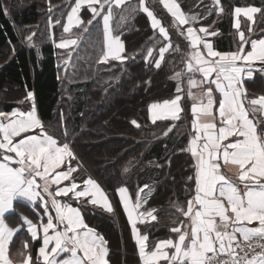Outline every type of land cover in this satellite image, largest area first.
<instances>
[{
  "label": "snow or ice",
  "instance_id": "snow-or-ice-1",
  "mask_svg": "<svg viewBox=\"0 0 264 264\" xmlns=\"http://www.w3.org/2000/svg\"><path fill=\"white\" fill-rule=\"evenodd\" d=\"M158 3L171 16V27L184 37L188 47L184 68L170 77L177 81L176 95L162 104L151 105L150 118L153 124L158 120L173 122L163 132L167 137L175 122L184 118L182 114L187 115L186 106L191 103L192 134L182 151L190 153L193 164L192 175L187 177L190 198L186 206L179 201L172 203L178 214L173 223H179L170 228L174 238L154 245L149 243V235L141 234L137 227L158 221L156 209L142 210L148 202L146 196L152 193L151 187H140L134 199L126 187L117 188L139 264H264V95L254 97L247 87L257 78L264 79V38L251 39L257 14L259 23H264V8L235 7L232 27L236 30V49L219 51L208 39L218 35L212 25H196L213 13L223 15L221 0H212L207 15L186 13L179 0ZM82 10L91 13V18L84 21ZM4 12L8 13L7 6ZM139 13L146 14L153 32L162 38H150L160 46L158 55L155 44L147 48L146 63L160 69L167 53H181L180 45L172 44L168 28L148 0H74L62 24L61 39L55 43L57 49L65 50L61 57L64 69L74 68V61L82 59L78 49L85 34L90 35L98 25H102L98 29L102 43L96 62L119 61L123 65L129 56L121 29ZM118 14L120 20L114 27L112 22ZM241 16L246 29H242ZM58 25L59 18L55 24L49 18L50 28ZM33 36L27 37L30 44ZM246 45H250V50ZM26 100L34 101L33 92L27 93ZM132 124L139 127L135 120ZM61 125L63 140L48 131L34 103L29 111H0V264H13L9 244L20 229L10 227L6 219L7 214L16 211L17 200L33 207L39 201L47 217L39 228L31 219L24 220L32 241L39 238L42 230V246L36 260L22 253L19 264H109L108 242L85 222L82 213L87 205H92L115 215L114 207L96 179L89 176L82 180V186L77 183L74 174L82 167L81 158L69 140L63 118ZM64 181L68 184L61 186ZM69 194L79 207L57 199ZM49 203L54 217L49 213ZM180 216L185 219L179 220Z\"/></svg>",
  "mask_w": 264,
  "mask_h": 264
},
{
  "label": "trees",
  "instance_id": "trees-1",
  "mask_svg": "<svg viewBox=\"0 0 264 264\" xmlns=\"http://www.w3.org/2000/svg\"><path fill=\"white\" fill-rule=\"evenodd\" d=\"M148 3L168 28L172 44L180 45L181 53H167L160 69L146 63L144 56L148 47L155 44L158 55L160 45L150 38H159V34L153 32L146 14L139 13L133 20L126 21L121 29L129 56L123 65L119 61L96 62L102 43V32L98 30L102 25H98L91 29L90 35L85 34L78 49L82 59L75 60L76 66L66 71L61 59L65 50L57 49L55 43L61 39L62 24L74 0H0V111L30 109L32 101L26 97L31 91L39 117L61 140L64 131L61 119L67 122L69 140L81 158L80 172L100 183L117 211L115 216L87 205L82 213L89 226L100 232L114 249V264L120 262L118 225H121L125 239L128 234L119 210L118 187H126L133 199L140 187L145 184L151 187L152 193L146 196L148 202L144 209H156L158 221L139 228L149 235L152 245L160 239L174 238L170 228L179 223H173L178 214L172 203L179 201L186 206V200L190 198L186 185L189 183L187 177L192 175L193 160L189 152L182 151L192 134L190 102L186 106L187 115L182 114L184 118L175 122L176 126L167 137L163 132L173 122L158 120L153 124L148 114L152 103L176 95L177 81L170 77L184 68L187 41L171 27L172 18L158 0H148ZM179 3L189 14L207 15L212 6V0L202 3L201 0H179ZM221 3L224 14L213 13L198 26L212 25V30L218 32L214 39L216 45L227 50L228 47L235 48L232 44L236 37L232 27L234 8H264V0H221ZM49 7H52L51 12ZM50 17L53 24L59 18L61 25L50 28ZM81 18L86 21L91 18V13L82 10ZM119 20L118 14L112 22L114 27ZM244 20L241 18L242 29L247 27ZM256 20L251 39L264 36V23H259V14ZM33 34L30 44L27 37ZM247 87L253 96L264 94V79L257 78ZM184 88L186 91V86ZM133 120L139 127L132 124ZM125 168L130 171L125 172ZM179 220L184 217L180 216ZM25 233L19 231L12 245L27 239ZM39 244L36 240L29 247L32 260H36Z\"/></svg>",
  "mask_w": 264,
  "mask_h": 264
},
{
  "label": "crops",
  "instance_id": "crops-1",
  "mask_svg": "<svg viewBox=\"0 0 264 264\" xmlns=\"http://www.w3.org/2000/svg\"><path fill=\"white\" fill-rule=\"evenodd\" d=\"M241 8H246V7H241ZM183 9V8H182ZM235 9V8H234ZM70 11V10H69ZM184 11V10H183ZM186 12V11H185ZM234 12V11H233ZM187 13V12H186ZM241 18H244L243 16L240 17V20ZM245 19V18H244ZM234 20V18H233ZM65 22H66V19H65ZM201 26V25H199ZM198 25H196V27H199ZM204 26V25H203ZM185 28L187 26H184ZM217 36L215 37H208V39L210 40V42L213 43L214 45V48L216 50H219V51H233L236 49V42L234 43V41H232V44L233 46H235V48H230L228 47V49L224 50L222 48H219L218 45H216V42L214 41V39H216ZM260 38H264V36L260 37ZM254 39H258V38H254ZM237 40V36L235 37V41ZM235 44V45H234ZM228 46H231V45H228ZM246 47H249V50H250V45H246ZM197 78L199 79V76L197 75ZM186 86L187 88V82L184 81V87ZM195 91V90H194ZM218 95V94H217ZM259 95H264V94H257L256 96L254 97H258ZM170 100V99H169ZM165 101V100H164ZM164 101H160V102H154L152 103L151 105L153 104H162ZM33 103L35 104V101H32V105L31 107L33 106ZM150 105V106H151ZM149 106V107H150ZM36 107V105H35ZM190 107H191V103H190ZM31 109V108H30ZM30 109H27V110H22V109H18V108H15V110H20V111H29ZM14 110V109H13ZM13 110L11 111H3V112H12ZM191 113V112H190ZM38 114V112H37ZM148 114H149V118H150V113H149V110H148ZM39 116V115H38ZM40 118V117H39ZM41 119V118H40ZM151 120V118H150ZM46 126V125H45ZM47 127V126H46ZM48 131L50 133H52V131L47 127ZM54 134V133H52ZM55 137H58L54 134ZM59 138V137H58ZM60 139V138H59ZM61 140V139H60ZM227 172V170H225ZM228 175H231V172H227ZM77 176V183H80L81 186H82V180L83 179H86L88 178L89 176H84L80 171L78 174H74ZM92 177V176H91ZM93 178V177H92ZM95 179V178H94ZM38 182H39V179L37 178ZM98 182V181H97ZM99 183V182H98ZM68 184V181H64L62 182V185L61 186H64V185H67ZM100 184V183H99ZM55 188L56 186L53 185L52 186V191L54 192L55 191ZM104 189V188H103ZM105 190V189H104ZM106 192V190H105ZM106 194L108 195L109 197V200L111 201L113 207H114V211H115V216L117 214V211H116V208L114 206V203L112 201V199L110 198L109 194L106 192ZM129 194V192H128ZM70 196L71 194H69V197H57V199H60L62 202H67V203H70L73 207H79V205L77 204V202L75 200H72L70 199ZM130 196V194H129ZM117 198H118V202L120 204V212L123 216V219L125 220V224H126V227H127V230H128V234H127V238L125 239L124 238V235H123V232H122V227L121 225L119 224L118 225V233L120 235V248L117 250L118 253H120V262L119 264H139V257H138V251H137V248H136V245H135V241L133 240L132 238V234H131V226L128 224V221H127V216L126 214L124 213V210H123V207L120 203V197H119V194L117 192ZM40 202L37 201V206L36 207H33L31 204H29L27 201H24V200H17L14 202V207L16 209V211L12 214H7V219H6V223L9 224L10 227H12L13 229H20V231H25L26 235H27V239L25 240H22L20 239V242L18 243L19 245L14 244L12 245L13 243V240L14 238L16 237V235H18V232H15L14 234V238L12 241H10V244H9V258L13 261V264H19V261L21 259H23V255H21L22 253L25 254V255H28L32 258L31 256V253H30V249L29 247H31V243L34 242L31 240V235L30 233L27 232V225L24 224V220L26 219H31L34 223L37 224L38 228H39V225L41 223H46L47 222V217L44 216L43 214V208L39 206ZM98 207V206H97ZM100 208V207H99ZM102 209V208H100ZM103 210V209H102ZM142 210H148V209H143ZM49 213L51 215H53V217L55 216V212L54 210L51 209V204L49 203ZM185 219V218H184ZM86 222V220H85ZM152 222V221H151ZM87 223V222H86ZM255 223L253 224V226H255ZM88 224V223H87ZM89 225V224H88ZM179 226V224L177 225ZM137 227L139 228L140 227V224L137 225ZM140 229V228H139ZM141 231V230H140ZM100 233V232H99ZM101 234V233H100ZM141 234H146V233H143L141 231ZM38 236L39 238L37 240L40 241V244L37 248V253H38V249L42 246V236H43V233H42V230L38 232ZM166 239V238H165ZM106 240V239H105ZM162 240V239H160ZM107 241V240H106ZM159 240H157L156 242H158ZM25 243L28 244V247L25 248L24 245ZM30 243V244H29ZM17 245V246H16ZM154 245V243H153ZM108 248H109V264H114V262L112 261V257H113V253H115L114 249L112 247H110L108 245ZM113 252V253H112Z\"/></svg>",
  "mask_w": 264,
  "mask_h": 264
},
{
  "label": "rangeland",
  "instance_id": "rangeland-1",
  "mask_svg": "<svg viewBox=\"0 0 264 264\" xmlns=\"http://www.w3.org/2000/svg\"><path fill=\"white\" fill-rule=\"evenodd\" d=\"M168 127H169V126H168ZM168 127H167V128H168Z\"/></svg>",
  "mask_w": 264,
  "mask_h": 264
}]
</instances>
